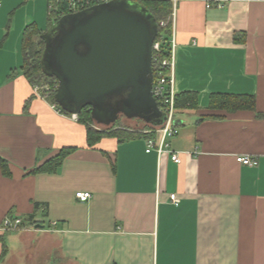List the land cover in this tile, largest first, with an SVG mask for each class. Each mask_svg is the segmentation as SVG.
<instances>
[{
  "label": "crops",
  "instance_id": "0c3cea01",
  "mask_svg": "<svg viewBox=\"0 0 264 264\" xmlns=\"http://www.w3.org/2000/svg\"><path fill=\"white\" fill-rule=\"evenodd\" d=\"M52 1L0 0V158L10 172L0 170V264L55 250L67 264H264V1L207 9L167 0L174 91L197 103L177 112L178 134L162 155L147 153L146 136L88 147L85 127L34 93L22 39L32 25L45 32ZM214 95L253 97L255 110H211ZM64 149L73 151L57 172L30 174ZM79 192L90 199L79 202ZM7 216L28 226L3 232Z\"/></svg>",
  "mask_w": 264,
  "mask_h": 264
},
{
  "label": "water",
  "instance_id": "95a60500",
  "mask_svg": "<svg viewBox=\"0 0 264 264\" xmlns=\"http://www.w3.org/2000/svg\"><path fill=\"white\" fill-rule=\"evenodd\" d=\"M156 35L155 19L132 0H112L62 17L42 36L41 63L57 81V105L71 115L88 107L108 125L120 116L153 127L161 119L162 125L165 115L152 95Z\"/></svg>",
  "mask_w": 264,
  "mask_h": 264
},
{
  "label": "trees",
  "instance_id": "16d2710c",
  "mask_svg": "<svg viewBox=\"0 0 264 264\" xmlns=\"http://www.w3.org/2000/svg\"><path fill=\"white\" fill-rule=\"evenodd\" d=\"M140 7L144 8L155 19L157 24V35L154 40L160 46L159 53H153L152 59L158 60L168 59L171 50L172 38V5L167 0H132ZM80 8V6H79ZM73 14L71 11V3L69 0H56L51 2L48 11V25L45 32L39 31L35 26H29L25 29L22 39V55L23 63L21 72L28 84L32 87L40 89V97L48 100L51 104L58 108L56 103L57 81L54 77L49 76L43 69L41 63V56L44 50L45 42L42 36L50 29V27L58 22L62 17ZM1 45V44H0ZM156 76L153 75V80ZM45 85L47 88H42ZM197 97L194 94H182L175 96V108L177 112L184 110H195ZM159 108L164 114V109L159 105ZM59 109V108H58ZM210 109L214 111H224L226 113H236L238 111H254L255 100L253 97L247 96H220L214 95L210 98ZM62 110V109H61ZM62 112L68 116L70 113ZM77 121L85 127L86 142L88 147L96 145L104 138H115L118 142H124L139 137H148L155 139L157 134L155 130L159 127H149L145 133H134L126 130L116 129L110 127L106 129H99L96 127L90 108H84L78 115ZM114 125V124H113ZM72 149L61 150L60 153L49 160L42 166L32 170L30 174H53L57 172L63 164L64 159L72 152ZM0 170L4 177H10L8 164L0 158ZM37 211L40 205H34ZM30 225H36L37 221L30 217ZM34 220V221H33ZM27 221V220H26ZM25 220L21 227L25 228L28 225ZM39 223V222H38ZM3 256V255H2Z\"/></svg>",
  "mask_w": 264,
  "mask_h": 264
},
{
  "label": "built area",
  "instance_id": "2783aa9c",
  "mask_svg": "<svg viewBox=\"0 0 264 264\" xmlns=\"http://www.w3.org/2000/svg\"><path fill=\"white\" fill-rule=\"evenodd\" d=\"M71 3V11L72 13L78 12L85 8H89L91 6L100 5L106 2H110L112 0H69ZM218 0H204L206 4V8L209 9L212 4L218 3ZM264 1V0H260ZM80 6V8H79ZM174 40L173 34L171 38V50L170 56L168 59L158 60L157 58L152 59V73L156 78L153 80L152 84V95L159 105L164 109L165 121L164 123L155 130V134L157 137L155 139H149L147 141V153L151 150H156L158 155H162L164 153H171L169 151V140L173 137L177 136L178 129L175 124V117L177 114L175 108V91H174ZM160 46L158 43L153 42L152 46V54L159 53ZM34 93L40 96V89L35 87ZM56 111L60 114H64L62 110L53 106ZM74 120H77V115H71ZM171 161L175 164H180V159L178 154H171ZM236 161L247 167H255L257 165L256 159L250 156H239L236 158ZM75 198L79 202H87L90 199L89 193H76ZM171 202L174 204L178 203L175 196H170ZM23 220L18 217L7 216L2 222L1 230L3 232H15L18 230L24 229L21 225Z\"/></svg>",
  "mask_w": 264,
  "mask_h": 264
},
{
  "label": "rangeland",
  "instance_id": "374dc122",
  "mask_svg": "<svg viewBox=\"0 0 264 264\" xmlns=\"http://www.w3.org/2000/svg\"><path fill=\"white\" fill-rule=\"evenodd\" d=\"M40 20L43 22L42 30L45 31L46 30V19L44 21L42 19ZM41 87L44 89L47 88L45 87V85ZM58 108L60 107L58 106ZM92 116H93L94 121H96V123L99 124L98 125L99 127L97 126V124H95L96 127L99 129L101 128V129L107 130L110 127H115L116 129H121V130L123 129L128 132H134V133H145L149 129V127L146 126L143 121L137 120V119L128 120L120 116L114 125H108L107 123L104 122V119L101 118L102 117L101 115L94 113ZM156 124H157L156 127H160L161 119H156L155 125ZM34 244L36 245V241H34ZM61 259H62L61 254L57 253L56 250L53 251L50 254V256H48V254L46 256V254L42 252H38V253L35 252L33 254H28L27 252H25L23 253L22 256H20L19 254L16 255L15 259L13 260L11 264H67V263H62Z\"/></svg>",
  "mask_w": 264,
  "mask_h": 264
},
{
  "label": "flooded vegetation",
  "instance_id": "af4514ba",
  "mask_svg": "<svg viewBox=\"0 0 264 264\" xmlns=\"http://www.w3.org/2000/svg\"><path fill=\"white\" fill-rule=\"evenodd\" d=\"M86 9V8H85ZM81 11V10H80ZM122 117H124V116H122ZM124 118H126V117H124ZM119 119V118H118ZM127 119V118H126ZM128 120H132V119H128ZM138 120V119H137Z\"/></svg>",
  "mask_w": 264,
  "mask_h": 264
}]
</instances>
